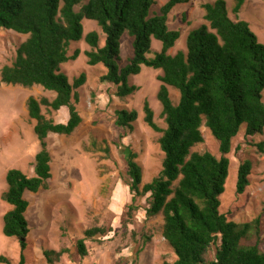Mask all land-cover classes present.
I'll return each mask as SVG.
<instances>
[{
	"label": "trees",
	"instance_id": "trees-1",
	"mask_svg": "<svg viewBox=\"0 0 264 264\" xmlns=\"http://www.w3.org/2000/svg\"><path fill=\"white\" fill-rule=\"evenodd\" d=\"M182 2L167 0L154 12L151 7L156 0H0V29L26 35L12 62L1 67L0 84L38 85L55 93L51 100L33 95L26 99L27 114L34 120L33 132L40 145L33 175L17 168L5 174L6 189L1 199L10 209L3 214L2 233L19 243L21 253L16 264L25 263L23 251L29 232L25 217L29 203L24 193L47 188L51 178L46 138L50 133L70 135L81 122L77 88L84 84L86 74L82 71L70 82L60 66L78 57L79 50L69 54V46L82 39L89 46L84 51L87 64L103 66L100 82L112 85L117 98L137 90L127 79L142 66L161 71L156 97L164 126L155 121L147 100L142 106L143 122L160 134L161 168L150 181L142 183L136 152L128 147L125 159L132 201L136 196H146V216L162 217L161 233L174 260L161 264H264L260 249L264 201L260 212L248 221L235 222L220 210L233 138L241 129L245 137L264 131V44L246 20L237 18L244 0H232L231 13L236 19L231 17L226 0H213L202 4L205 23L187 32L185 51L168 53L180 36L178 30L169 28L168 14ZM84 19L94 21L100 32L84 33ZM124 34L130 39L132 52L122 64L120 40ZM101 36L103 45L99 44ZM152 39L160 42V49L153 54ZM169 88L177 91L176 100ZM41 106L53 111L65 108L68 117L65 122H55L42 113ZM114 114L115 125L129 131L139 118L134 109L118 108ZM201 126L218 143L219 155L192 150L204 141ZM256 146L264 152V140ZM251 167L248 159L238 165L237 194L249 185ZM133 209L129 204L127 215ZM104 230L93 226L84 231V237L102 235ZM82 239L77 242V253L83 257L87 251ZM66 252L65 248H49L43 249L42 255L53 264ZM0 263L11 264V260L0 256Z\"/></svg>",
	"mask_w": 264,
	"mask_h": 264
},
{
	"label": "rangeland",
	"instance_id": "rangeland-1",
	"mask_svg": "<svg viewBox=\"0 0 264 264\" xmlns=\"http://www.w3.org/2000/svg\"><path fill=\"white\" fill-rule=\"evenodd\" d=\"M166 1L156 0L152 11L158 12ZM209 1L213 0H184L170 11L168 26L178 30L180 36L168 53L185 51L186 34L205 23L202 4ZM226 1L231 17L236 19L231 13L232 0ZM237 18L246 20L264 44V0H244ZM83 27L84 33L91 30L100 32L92 20L84 19ZM25 38L26 35L0 29V69L12 62L15 49ZM103 39L101 36L100 45H103ZM120 44L121 62L124 64L132 52L126 34L121 37ZM75 49L79 50L78 57L63 63L60 70L70 82L80 72L86 74L84 84L77 88L79 100L76 107L81 122L70 135L52 134L48 137L51 178L47 188L24 193L29 203L25 213L29 232L23 251L24 264H48L42 250L49 248L67 250L53 264H133V260H136L135 264L170 262L174 260V254L161 233L162 217L160 214L146 216V196H136L132 201L125 161L129 147L136 152L142 183L150 181L161 168L163 154L157 143L160 134L142 120V106L147 100L155 121L164 126L160 117L161 104L156 97L160 85L157 75L161 71L142 66L139 73L127 79L129 84L137 86V90L129 96L117 98L112 94V85L100 82L103 66L87 64L84 51L89 46L83 39L70 44L69 54ZM159 49L160 42L152 39V54ZM169 92L176 100L177 91L169 88ZM29 95L37 98L44 96L49 100L54 97L53 92L38 85L0 84V256L10 259L11 264L19 261L21 250L16 238L2 233V217L10 205L1 199V193L6 189L5 174L8 169L17 168L28 176L33 175V159L40 145L33 132L34 120L27 114L26 99ZM118 108L138 111L139 118L132 124V130L115 125L114 111ZM41 111L52 119H64V115L59 113L61 109L58 112L41 106ZM200 130L204 141L192 150L219 155L218 143L204 126ZM261 140H264V131L245 137L242 129L232 140V149L228 154L229 175L225 190L220 195V210L235 222L251 220L260 212L264 201V152L258 151L256 146ZM245 159L250 160L252 165L249 185L242 194H237L236 172ZM131 203L134 209L131 215H127V206ZM93 226L104 227V233L92 238L84 237V231ZM261 229L260 249L264 252V213L261 215ZM82 238L87 251L83 257L77 253V242Z\"/></svg>",
	"mask_w": 264,
	"mask_h": 264
},
{
	"label": "crops",
	"instance_id": "crops-1",
	"mask_svg": "<svg viewBox=\"0 0 264 264\" xmlns=\"http://www.w3.org/2000/svg\"><path fill=\"white\" fill-rule=\"evenodd\" d=\"M62 65V64H61ZM52 92V91H51ZM54 93V92H53ZM54 96H55V93H54ZM35 97V96H34ZM65 109L64 108H61V111L60 110H58V112L60 113V114H63L64 116V119L62 120V119H59V120H55V119H53L55 122H65L66 121V119H67V117H68V114H67V110L66 111H64ZM29 117V116H28ZM33 120V119H32ZM78 127V126H77ZM76 127V128H77ZM53 133H50L48 136H47V138H46V140L48 139V137H50L51 135H52ZM72 134V133H71ZM53 135H58V134H53ZM58 136H61V135H58ZM62 136H66V135H62ZM33 161H34V159H33ZM10 209V208H9ZM8 209V210H9Z\"/></svg>",
	"mask_w": 264,
	"mask_h": 264
},
{
	"label": "bare ground",
	"instance_id": "bare-ground-1",
	"mask_svg": "<svg viewBox=\"0 0 264 264\" xmlns=\"http://www.w3.org/2000/svg\"><path fill=\"white\" fill-rule=\"evenodd\" d=\"M4 88V87H3ZM226 190H227V187H226Z\"/></svg>",
	"mask_w": 264,
	"mask_h": 264
}]
</instances>
